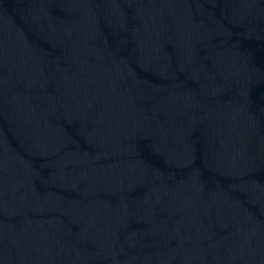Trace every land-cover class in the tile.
Masks as SVG:
<instances>
[{
  "label": "water",
  "instance_id": "1",
  "mask_svg": "<svg viewBox=\"0 0 264 264\" xmlns=\"http://www.w3.org/2000/svg\"><path fill=\"white\" fill-rule=\"evenodd\" d=\"M0 264H264V0H0Z\"/></svg>",
  "mask_w": 264,
  "mask_h": 264
}]
</instances>
